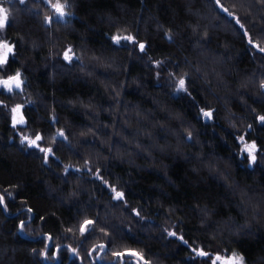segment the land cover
I'll list each match as a JSON object with an SVG mask.
<instances>
[{
  "label": "trees",
  "instance_id": "16d2710c",
  "mask_svg": "<svg viewBox=\"0 0 264 264\" xmlns=\"http://www.w3.org/2000/svg\"><path fill=\"white\" fill-rule=\"evenodd\" d=\"M67 3L72 15L49 25L44 0H0L10 13L0 39L16 44L0 75L19 69L25 80L22 92L0 88V101L23 104L27 117L13 131L0 106V264H121L112 253L124 250L149 264H211L165 229L213 256L235 251L245 264H264V155L249 166L236 139L256 140L264 153V125L255 120L264 114V0H220L232 16L215 0ZM114 34L136 36L146 52L113 44ZM69 45L71 64L62 58ZM169 72L188 73L191 96L173 91ZM21 129L53 148L47 163L21 145ZM109 185L124 199H112ZM84 219L96 221L87 237Z\"/></svg>",
  "mask_w": 264,
  "mask_h": 264
},
{
  "label": "snow or ice",
  "instance_id": "6c2138e0",
  "mask_svg": "<svg viewBox=\"0 0 264 264\" xmlns=\"http://www.w3.org/2000/svg\"><path fill=\"white\" fill-rule=\"evenodd\" d=\"M20 4H24L25 0H19ZM44 3L48 4L49 7L53 10V16H44L43 22L45 24H49L52 22L53 17L56 18L58 21H64L67 17L71 16L72 13L68 12L66 9L69 7V4L67 3V0H56L55 3L52 2V0H44ZM215 3L217 6L221 7V9L228 13L229 16H232L233 14L231 12H228L226 8H223V6L220 4V0H215ZM9 19H10V13L9 9L5 8L3 6H0V30H6V28L9 26ZM236 23L240 24L239 19H236ZM241 28H243V25H240ZM165 35L168 37L169 40H171V36L168 33H165ZM245 35H247V32H245ZM110 40L115 45H120L122 42L132 45L134 48L138 47L140 53L146 52L147 45L144 42H138L136 39V36L132 34L127 35H119L114 34L110 37ZM249 44H252V40L249 39ZM254 47H259L258 45H254ZM260 52H264V48H259ZM16 55V44L8 39H0V73H7L9 69V65L11 63V58ZM62 58L64 61L71 64V62L76 59L75 52L73 50V47L69 45L62 54ZM151 59V58H150ZM152 63L156 67H161L164 64V61H152ZM176 67H179V65H176ZM157 79L160 78V72H157L156 74ZM168 77L171 83H174L175 87L173 88L174 92L178 93H184L189 96H191V92L189 91V84L190 80L188 78V73H184L179 76L178 79H176V74L174 72H169ZM25 84V80L23 79L22 72L19 69H16L13 74H7V75H0V88L7 91L8 93H12L14 90H20L23 91V86ZM171 86V85H170ZM260 88L264 90V81L261 82ZM0 106H2L5 109H8V105L4 104L2 101H0ZM24 105L23 104H15L10 109H8L10 113V122H11V129L13 131H17L19 126L26 125L27 124V117L25 115V112L23 111ZM255 109H253V112ZM199 114L208 120L213 119V110L208 109L205 110L204 108H200ZM255 120L261 124L264 125V114L255 116ZM248 128L251 129L252 125H248ZM17 134L20 137V143L21 145H27L28 148H34L38 150L39 153L43 154L44 163H47L50 156L53 155V148L52 147H42L40 145V142L43 140V135L39 132H36L33 136L24 134L22 129L17 132ZM57 135L64 138L65 140L67 137L65 136V133L63 130H58ZM192 138L191 132L188 133V139L190 140ZM236 139L239 141L240 147V154L245 155L248 160L249 166L254 165L257 162V155H264V153H261L260 148L258 146V143L256 140L247 141L246 137L241 135L236 137ZM87 164V161L85 162ZM99 169H97V179H101L102 182L105 185H108L107 181H103V178L99 176ZM112 193L114 195L112 196V199L114 200H122L124 199V193L117 191L114 186H110ZM7 195L11 196L12 193H7ZM0 206L4 208V210H7V204L5 201V195L0 194ZM33 210L31 208L27 209V212L31 213ZM133 213L136 216H140L139 211L133 209ZM143 219V217H140ZM44 217H41V220H43ZM96 221L92 219H84L80 225H79V231L82 237H87L90 235L95 228ZM25 222L23 220L20 221L19 224V230L23 231ZM71 231V229H69ZM101 232H104V229H100ZM167 231V235L169 237H175L180 243L188 246L191 250V252L194 254L193 259L195 258H206L211 260V264H245L244 256L241 254L236 253L233 251L231 255L228 256H222L219 253L215 254L214 256L210 253L203 250V248H195L191 247L189 245L188 240L185 239V236L183 234H178L176 231ZM104 234L107 236L108 233L104 232ZM46 241H50L52 237L49 234H45ZM57 250H59L60 245H57ZM96 246L93 245V248ZM101 249L105 248L106 245L101 244L99 246ZM50 250V246L48 243H45L44 249L40 251V255L47 258V252ZM69 252L74 254H79L77 252V249L71 248L69 246ZM35 251V250H34ZM56 254L53 253V257ZM88 255H92V251L89 250ZM114 260H120L121 264H125L126 259L131 257H137L136 264H140V261H143L144 264H149L148 261L144 260V257L142 253L134 251V250H124V251H115L112 253Z\"/></svg>",
  "mask_w": 264,
  "mask_h": 264
},
{
  "label": "rangeland",
  "instance_id": "374dc122",
  "mask_svg": "<svg viewBox=\"0 0 264 264\" xmlns=\"http://www.w3.org/2000/svg\"><path fill=\"white\" fill-rule=\"evenodd\" d=\"M232 253V252H231ZM231 253L227 254V255H223V256H228V255H231ZM237 253V252H236Z\"/></svg>",
  "mask_w": 264,
  "mask_h": 264
}]
</instances>
